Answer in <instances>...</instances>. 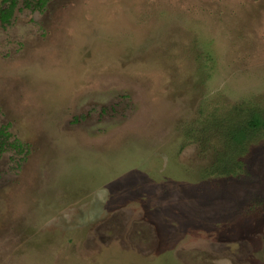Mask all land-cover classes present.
I'll return each instance as SVG.
<instances>
[{
    "label": "rangeland",
    "instance_id": "obj_1",
    "mask_svg": "<svg viewBox=\"0 0 264 264\" xmlns=\"http://www.w3.org/2000/svg\"><path fill=\"white\" fill-rule=\"evenodd\" d=\"M0 11V264H264V0Z\"/></svg>",
    "mask_w": 264,
    "mask_h": 264
},
{
    "label": "trees",
    "instance_id": "obj_2",
    "mask_svg": "<svg viewBox=\"0 0 264 264\" xmlns=\"http://www.w3.org/2000/svg\"><path fill=\"white\" fill-rule=\"evenodd\" d=\"M12 1L14 0H4L6 3H11ZM13 5L14 4L12 3L10 7L12 8ZM8 17H10L9 12L0 11L1 22H6ZM220 124L221 123L216 122L210 130L209 128L207 129L209 131L216 130L219 136L223 139L225 150L227 151H232L233 149H238V151L245 149L246 143L251 134L256 131L264 130V119L258 114L250 116L248 120L239 124L232 123L226 126H221ZM230 162V158H226V160L219 159L216 161V165H226L230 164Z\"/></svg>",
    "mask_w": 264,
    "mask_h": 264
}]
</instances>
